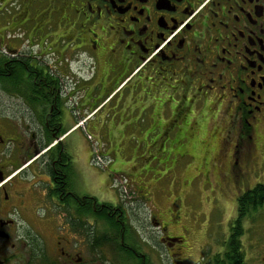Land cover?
I'll list each match as a JSON object with an SVG mask.
<instances>
[{
    "label": "flooded vegetation",
    "instance_id": "af4514ba",
    "mask_svg": "<svg viewBox=\"0 0 264 264\" xmlns=\"http://www.w3.org/2000/svg\"><path fill=\"white\" fill-rule=\"evenodd\" d=\"M12 1L39 30L24 28L20 41L0 29V264H84L82 244L96 222L86 216L83 232L79 200L53 182L64 176L62 119L222 112L232 129L219 163L228 165L236 200L264 184L239 185L264 176V0ZM106 214L119 225L109 244L129 251L133 264H194L182 238L155 218L160 250L147 247L123 208ZM257 222L251 260L264 264Z\"/></svg>",
    "mask_w": 264,
    "mask_h": 264
},
{
    "label": "rangeland",
    "instance_id": "374dc122",
    "mask_svg": "<svg viewBox=\"0 0 264 264\" xmlns=\"http://www.w3.org/2000/svg\"><path fill=\"white\" fill-rule=\"evenodd\" d=\"M28 19L24 8L19 10L12 0L0 3V29L8 39L22 41L28 37L24 28L30 35L37 33L39 26L36 23L27 26ZM131 114L124 117L129 122L112 128L109 136L102 135L101 116H93L89 122H82L78 132L65 137L64 149L70 160V192L113 207L120 204L127 211L126 222L136 228L141 238H146L150 243L148 248L162 249L157 242L161 229L154 226L152 219L155 218L168 235L182 238L191 262L205 264L208 259L207 262L212 263L216 254H223L231 234L229 227L237 214L234 185L225 175L228 165L225 160L219 163L222 138L232 129L228 117L221 112L217 118L215 111L198 106L192 111L186 107ZM75 120L77 118L62 119V124L65 128ZM112 123L107 126L112 127ZM94 152L107 159L109 165L93 163ZM257 177L247 182L243 177L239 185L252 188L255 183L264 181V176ZM40 178L47 180L44 176ZM86 216L96 222L98 234L113 231L106 221L95 215ZM260 221H264V208L257 215L250 212L242 221L244 230L240 239L244 264H253L255 224ZM56 222L59 223V219ZM44 230L49 232V226ZM82 246L80 254L84 264L134 262L125 257V263L118 249L115 252L109 243L96 251L87 243Z\"/></svg>",
    "mask_w": 264,
    "mask_h": 264
},
{
    "label": "trees",
    "instance_id": "16d2710c",
    "mask_svg": "<svg viewBox=\"0 0 264 264\" xmlns=\"http://www.w3.org/2000/svg\"><path fill=\"white\" fill-rule=\"evenodd\" d=\"M53 139H49V142L52 141ZM44 148V147H43ZM64 163L65 165L63 168H60L61 171H63V178H61V183L59 184L58 179H53V182L60 186L59 188L61 190H68L69 188V182H68V170L70 166V160L68 157V154H64ZM59 170V171H60ZM60 179V178H59ZM74 195L76 198L79 200L80 206L78 209V213L80 214V225L82 228V231L84 230L89 231V227L86 228V224L83 221V219L86 218V214H91L95 215L96 218L101 219L103 221H106V223L109 224V227L113 231L110 232V234H105L104 232L102 234L96 233L97 231H94L95 233L91 234V239L88 241L89 245L91 248L96 251L100 247L106 245V243H111L113 241V236L118 230V222H115L110 216L106 214L107 209H112L113 206L109 203H99L95 198L92 197H84L81 198L77 196L75 193ZM237 214L236 218L234 219L232 225H230V230L231 234L227 237V241L225 244L224 252L222 255L216 254L214 256V259L212 260L214 263L217 264H244V253L243 249H241V239L240 237L243 234V228H242V221L245 218L247 214L250 212L255 213L258 208H261L264 204V184H257L254 186V188L249 189L246 191L241 197H239L237 200ZM94 205L95 210L92 211V206ZM117 207H120V204L117 205ZM115 232V233H114ZM96 234V235H95ZM89 235V234H87ZM114 243V242H113ZM115 244V243H114ZM114 251L116 252V249L119 251V256L122 258V260H125V257H129L133 260L134 258L132 257V254L129 253V251L125 250L118 242L115 244V247L113 248ZM123 254V255H121Z\"/></svg>",
    "mask_w": 264,
    "mask_h": 264
},
{
    "label": "crops",
    "instance_id": "0c3cea01",
    "mask_svg": "<svg viewBox=\"0 0 264 264\" xmlns=\"http://www.w3.org/2000/svg\"><path fill=\"white\" fill-rule=\"evenodd\" d=\"M135 113H141V112H135ZM129 115H132L131 113H122V114H111V115H101V118L99 119L100 120V127H101V132H102V135L103 136H109L111 134V129L112 128H120L119 126L123 127L122 124L123 123H128L129 121L125 120V116H129ZM93 117V116H90V117H80V119L84 118L86 120L85 123L89 122L90 121V118ZM79 119V120H80ZM78 120V121H79ZM114 121V122H113ZM112 123V127L110 126H107L108 123ZM80 123V122H79ZM79 123L77 122V120L72 121L68 127H65L66 128V137L73 134L74 132H78L80 130V126H79ZM93 127L95 128H98L96 127V125H93ZM130 126H128L127 128H130ZM113 131V130H112ZM129 130H127L128 132ZM108 148V147H107ZM108 151V149H107Z\"/></svg>",
    "mask_w": 264,
    "mask_h": 264
},
{
    "label": "built area",
    "instance_id": "2783aa9c",
    "mask_svg": "<svg viewBox=\"0 0 264 264\" xmlns=\"http://www.w3.org/2000/svg\"><path fill=\"white\" fill-rule=\"evenodd\" d=\"M95 159H96V163L97 164H102L103 163V160L100 159L99 157H96Z\"/></svg>",
    "mask_w": 264,
    "mask_h": 264
},
{
    "label": "water",
    "instance_id": "95a60500",
    "mask_svg": "<svg viewBox=\"0 0 264 264\" xmlns=\"http://www.w3.org/2000/svg\"><path fill=\"white\" fill-rule=\"evenodd\" d=\"M39 153H40V152H37L35 155L37 156ZM171 240H176V239H173V238H172Z\"/></svg>",
    "mask_w": 264,
    "mask_h": 264
}]
</instances>
